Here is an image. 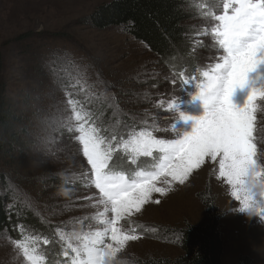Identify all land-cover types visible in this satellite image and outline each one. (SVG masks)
Segmentation results:
<instances>
[{
    "label": "rangeland",
    "instance_id": "obj_1",
    "mask_svg": "<svg viewBox=\"0 0 264 264\" xmlns=\"http://www.w3.org/2000/svg\"><path fill=\"white\" fill-rule=\"evenodd\" d=\"M110 1L0 0V90L4 88L7 97L17 102L21 101L20 93L30 95L32 100L25 108L31 117L26 123L36 134L33 154L20 159L24 165L21 172L31 185L12 182L10 191L25 193L26 199L19 200L21 207L58 240L81 236L91 229L103 230L100 213L104 206L97 203L99 193L90 183L88 164L74 132L65 124L71 111L62 103V84L55 85L51 77L63 81L71 78V69L79 71L86 78L81 104L91 108L86 100L95 98L98 107L103 104L105 110L116 113L115 122L151 126L156 135L169 139L177 138L183 130L191 131L196 118L205 112L204 107L190 105L172 70L159 63L142 42L120 28L97 30L85 24L87 16ZM190 4L192 18L187 25L192 35L187 58L197 59L199 67L210 68L220 53L210 34L213 21L207 13L219 14L222 0H193ZM70 51L89 66L80 69L78 61L71 67L61 60L59 66L50 62L52 55L71 60L67 55ZM173 78L178 82L175 87L170 83ZM247 95V89L238 90L233 102L242 106ZM174 102L179 103L178 112L169 107ZM90 113L92 121L102 126H111L114 121L93 109ZM181 114L191 118L184 120ZM127 115L134 120H128ZM49 116L45 131L42 121ZM255 135L260 175L251 187L234 186L221 176L220 157L215 161L206 157L184 184H168L165 180L171 181V177H160L157 186L165 188L167 194L152 193L139 212L119 221L123 232L139 239L127 242L113 264H155L161 257L178 256L181 250L175 238L187 224L208 222L211 199L223 214V264H235L241 255L252 257L253 264H264V103L260 101ZM49 179L53 180L45 182ZM56 227L69 231L59 236ZM14 233L4 230L0 234V264H29L17 247L18 241L13 240ZM51 248L53 253L55 246Z\"/></svg>",
    "mask_w": 264,
    "mask_h": 264
},
{
    "label": "snow or ice",
    "instance_id": "obj_2",
    "mask_svg": "<svg viewBox=\"0 0 264 264\" xmlns=\"http://www.w3.org/2000/svg\"><path fill=\"white\" fill-rule=\"evenodd\" d=\"M219 7V14L210 11L207 15L213 21L212 36L220 55L210 71L203 73L205 79L198 86L205 112L196 118L191 131L178 132L177 138L171 140L156 139L148 131L132 133L119 141L117 134L105 139L100 126H93L90 111H83V107L77 110L79 102L71 93L62 101L65 110L73 114L65 124L70 131L79 133L83 155L98 189L97 203L104 206L100 213L103 230L61 238L67 245L63 254L69 257L64 264H113L116 253L127 242L139 239L123 232L119 221L139 212L152 193L167 194L165 188L157 186L160 177H171V181L165 180L168 184H184L206 157L213 161L220 157V174L234 186L251 187L260 175L255 133L258 101L264 103V0H222ZM170 83L175 87L178 82L173 78ZM182 83L189 85L190 80ZM244 89L248 90L246 102L238 106L233 96ZM169 107L179 111V103ZM181 115L184 120L191 118ZM50 120L49 116L42 121L45 131ZM121 150L133 163L141 157H152L151 170L129 175L115 171L114 153ZM109 212L113 215L107 216ZM17 247L29 264H44L34 241H18Z\"/></svg>",
    "mask_w": 264,
    "mask_h": 264
},
{
    "label": "trees",
    "instance_id": "obj_3",
    "mask_svg": "<svg viewBox=\"0 0 264 264\" xmlns=\"http://www.w3.org/2000/svg\"><path fill=\"white\" fill-rule=\"evenodd\" d=\"M192 1L111 0L98 6L87 16L85 24L97 30L122 29L126 34L142 42L160 60L159 63H163L167 69H171L175 78L179 80L178 75L180 72L192 74L200 68V64L195 61L197 59L189 60L187 58L190 51L189 37L192 35L187 22L192 18L190 8ZM67 55L71 57V60L52 55L50 62L59 66L61 60L63 64H68L71 67V65H76L75 61H78L80 69L89 66L86 60L81 59L71 51ZM83 62L85 65L82 64ZM70 71L72 73L71 78L65 77L63 81L55 77L51 78L55 85H63L65 100L71 93L73 98L79 101L85 94L86 78L75 69ZM68 79L72 81L71 84L67 83ZM103 87H105L104 83ZM184 91L187 92V89H184ZM20 99V102L14 101L7 97L4 88L0 90V234L4 230H11L15 232L13 238H16L20 229H23L47 236L51 240L45 248V252L50 258L47 264H59L63 259H60L57 237L45 232L39 224H35L34 220L29 217L28 210L21 207L19 200L20 198L26 199L24 192L17 190V192L11 193L10 191L12 182L16 183L17 186H22V184L31 185L21 172L24 165L21 164L20 159L32 155L36 145L35 131L30 129L26 123L31 115H28L25 107L29 105L32 98L26 92L20 93ZM86 102L96 112L113 117L114 121L111 126L104 125L112 130H108L102 126L103 124L101 125L105 129V135L117 134L118 139L146 127H140L139 124H135V121H133V124L128 121L121 124L115 122L116 113L109 112L108 109L105 110L106 106L103 104L98 107V103L94 104L97 99L90 97ZM71 116L72 112L70 113ZM150 128L152 129L151 126ZM72 131L74 137L79 135L77 131ZM80 148L82 151L81 145ZM84 158L87 162V158L85 156ZM152 164L153 161L144 158L138 168L140 170L151 168ZM125 165L128 164L125 163L124 156L116 153L113 162L114 170L126 171ZM88 167L90 169L89 164ZM131 171L128 170V172ZM51 180L53 179L45 182L49 183ZM18 214L24 215V218H17L16 215ZM222 215V212L214 204V200L211 199L208 222L204 225L187 224L183 227L180 231V237L175 238L181 250L180 254L174 258L161 257L155 264H223ZM16 221H19V224L16 225ZM55 229H61L64 231L63 233L69 231L64 227H56ZM91 230H87V232ZM52 246H55L53 253ZM235 264H253V259L248 255H241Z\"/></svg>",
    "mask_w": 264,
    "mask_h": 264
},
{
    "label": "flooded vegetation",
    "instance_id": "obj_4",
    "mask_svg": "<svg viewBox=\"0 0 264 264\" xmlns=\"http://www.w3.org/2000/svg\"><path fill=\"white\" fill-rule=\"evenodd\" d=\"M128 119H130V120H134L131 116H126Z\"/></svg>",
    "mask_w": 264,
    "mask_h": 264
}]
</instances>
